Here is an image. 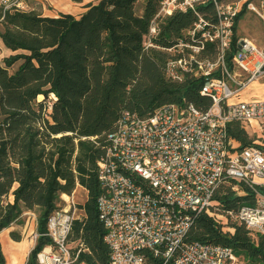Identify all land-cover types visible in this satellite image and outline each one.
<instances>
[{"label":"trees","instance_id":"16d2710c","mask_svg":"<svg viewBox=\"0 0 264 264\" xmlns=\"http://www.w3.org/2000/svg\"><path fill=\"white\" fill-rule=\"evenodd\" d=\"M139 1L98 0L79 17L4 11L0 6V43L10 52L0 63V233L23 224L24 212L38 213L39 237L26 264H38L37 253L52 245L44 235L48 220L62 195L72 196L77 185L88 191L85 216L73 227L72 240H81L87 249L79 260L108 264L110 249L98 210V162L122 113L147 117L184 98L199 107L210 104L198 92L200 83L167 79L164 52L144 50L160 0H146L141 13ZM193 20L190 12L169 17L156 41L168 45ZM229 136L241 148L254 143L239 125L229 126ZM253 197L251 191L236 195L225 185L215 199L238 208L253 203ZM224 227L203 214L187 241L230 246L243 264H264V232L236 223L232 229ZM12 235L21 240L20 233ZM147 256L148 264H163L151 253ZM0 264H6L1 245Z\"/></svg>","mask_w":264,"mask_h":264},{"label":"built area","instance_id":"2783aa9c","mask_svg":"<svg viewBox=\"0 0 264 264\" xmlns=\"http://www.w3.org/2000/svg\"><path fill=\"white\" fill-rule=\"evenodd\" d=\"M0 6L34 10L25 0H0ZM188 12L194 18L189 27L168 45L156 41L169 17ZM252 14L264 30V0H160L144 50L164 52L167 79L200 83L198 92L210 104L199 107L184 98L147 117L122 113L98 162V210L110 249L108 264H148V253L163 264H243L230 246L187 241L203 214L224 228L236 223L264 232V140L241 148L229 136L231 125L248 133L257 120L264 128V99L242 97L264 81V40L239 32L240 21ZM225 185L236 195L251 191L253 203L224 207L215 197ZM62 199L44 234L52 245L37 253V263L89 264L79 260L87 250L84 243L72 240L74 222L85 214L78 215L72 197ZM38 237L35 233L28 256Z\"/></svg>","mask_w":264,"mask_h":264},{"label":"rangeland","instance_id":"374dc122","mask_svg":"<svg viewBox=\"0 0 264 264\" xmlns=\"http://www.w3.org/2000/svg\"><path fill=\"white\" fill-rule=\"evenodd\" d=\"M29 6L36 10L37 12L41 13L43 15V4L42 1L44 0H25ZM48 2V0H45ZM146 0H140L139 3L137 4L138 6V12L141 13L142 11V7L144 5ZM46 3V2H45ZM46 6L49 10L48 13H46V16H55L56 14H58V12H60V9L56 8V11L53 10V8L51 6H49L46 3ZM53 10V11H51ZM239 32H240V36H246L249 35L253 38H255L256 40L260 41V40H264V30H263V26L262 24L257 21V19L255 18V16L252 15H248L247 17H245L244 19H242V21H240V25H239ZM10 53H7L4 49V47L0 44V63L3 64L4 58L7 57ZM19 64H16L13 69L17 68ZM255 95V97H259V99H264V81H260V82H256L255 84H253L249 89H247L246 91H244L243 93V98L244 99H252V96ZM257 95V96H256ZM52 98H54V96H51ZM50 100V99H49ZM47 105H49V101L47 102ZM248 135L250 136V138L254 139V140H260L263 141L264 140V128L263 126L260 125V123L257 120H253L251 126H249L248 128ZM78 186V185H77ZM81 186V185H80ZM84 188V187H83ZM83 188L79 189V192L75 194V202L78 205V215L81 214H85V210L82 208V206H84V204L86 203V201L88 200V191ZM75 192V191H74ZM61 205H64L63 199L61 202ZM27 213H29V215H27L28 217H31V219L29 218L27 220V216H22L23 221L26 220V223L24 221L23 225L22 224H15L12 227L7 228L6 230L4 229L1 233H0V245L2 248V252L5 256L6 259V264H9V260L11 261V264H13V257L15 256V258L18 260L20 258V256L22 255V248L19 247V244H21L22 241L24 240H28V241H32L33 240V236L35 233H37V226L33 225V221L37 222V214L36 212L33 211H26ZM217 219L219 221H221V223H226L228 224V220L227 218H220L219 216H217ZM23 226V227H20ZM226 228H230V227H226ZM4 231H7V235L3 236ZM16 232V233H20L21 234V240L18 241L16 239H14L12 233ZM3 241L6 242V244L3 243ZM8 242H12V244H8L10 247H8L9 251H6L5 246H7ZM28 245V251L27 254L25 255V259H24V263H27V260L29 258L28 254L29 251L32 247V244ZM14 255V256H12Z\"/></svg>","mask_w":264,"mask_h":264},{"label":"crops","instance_id":"0c3cea01","mask_svg":"<svg viewBox=\"0 0 264 264\" xmlns=\"http://www.w3.org/2000/svg\"><path fill=\"white\" fill-rule=\"evenodd\" d=\"M97 1L98 0H48V2H47V1L44 0V1H42V4L44 6L42 12H43V15L44 16H46L45 14L49 12L50 9L47 8V6H46V3H47L49 6H51L53 8L54 11H56V8L57 9H60V12H58V14H56L55 16H49V17H57L60 13H68V14H72V15H74L76 17H79L82 13L85 12L86 5H88L90 3L95 4V3H97ZM53 10H51V11H53ZM5 51L7 53H10L6 49H5ZM80 188H83V187L80 186V185H78L77 188H76V190H75V192L70 197H72L73 199H75V194L79 192V189ZM27 215H29V213L24 212V216H27ZM29 218L31 219V217H28L27 220ZM24 221L26 223V220H24ZM33 225L34 226H37L36 220H35V222L33 221ZM20 227H23V226H20Z\"/></svg>","mask_w":264,"mask_h":264},{"label":"bare ground","instance_id":"6f19581e","mask_svg":"<svg viewBox=\"0 0 264 264\" xmlns=\"http://www.w3.org/2000/svg\"><path fill=\"white\" fill-rule=\"evenodd\" d=\"M38 99L39 100H43V95H40L39 97H38ZM64 197L66 198V199H68V196L66 195H64ZM6 230V229H5ZM5 235H7V231H4V234H3V236H5ZM29 242L30 241H28V240H24V241H22L21 242V244H19V247H21L22 249V255L20 256V258L17 260L16 258H15V256L14 255H12V256H14L13 257V264H23L24 263V259H25V255L27 254V251H28V245H29ZM3 243L4 244H6V242L5 241H3ZM8 244H12V242H8L7 243V246H5V249H6V251H7V253L8 252H10L9 251V249H8V247H10ZM30 244H32V241L30 242ZM11 253V252H10ZM9 264H11V261L9 260Z\"/></svg>","mask_w":264,"mask_h":264}]
</instances>
